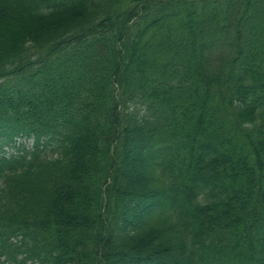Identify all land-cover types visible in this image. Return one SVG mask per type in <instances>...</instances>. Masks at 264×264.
I'll return each mask as SVG.
<instances>
[{
  "label": "trees",
  "instance_id": "16d2710c",
  "mask_svg": "<svg viewBox=\"0 0 264 264\" xmlns=\"http://www.w3.org/2000/svg\"><path fill=\"white\" fill-rule=\"evenodd\" d=\"M0 264H264V0H0Z\"/></svg>",
  "mask_w": 264,
  "mask_h": 264
}]
</instances>
